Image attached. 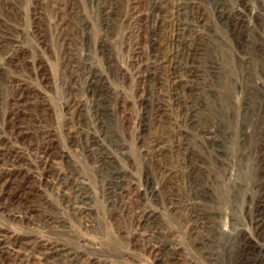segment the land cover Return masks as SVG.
Listing matches in <instances>:
<instances>
[{
	"label": "rangeland",
	"instance_id": "obj_1",
	"mask_svg": "<svg viewBox=\"0 0 264 264\" xmlns=\"http://www.w3.org/2000/svg\"><path fill=\"white\" fill-rule=\"evenodd\" d=\"M0 264H264V0H0Z\"/></svg>",
	"mask_w": 264,
	"mask_h": 264
}]
</instances>
